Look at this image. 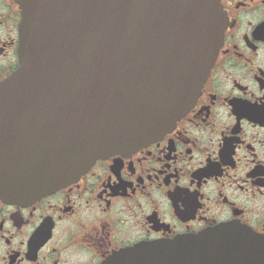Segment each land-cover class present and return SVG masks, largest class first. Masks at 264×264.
Instances as JSON below:
<instances>
[{
    "label": "water",
    "instance_id": "obj_1",
    "mask_svg": "<svg viewBox=\"0 0 264 264\" xmlns=\"http://www.w3.org/2000/svg\"><path fill=\"white\" fill-rule=\"evenodd\" d=\"M18 3L19 67L0 83V198L11 202L168 132L194 103L226 27L219 0ZM214 236L145 250L151 264H229Z\"/></svg>",
    "mask_w": 264,
    "mask_h": 264
},
{
    "label": "flooded vegetation",
    "instance_id": "obj_2",
    "mask_svg": "<svg viewBox=\"0 0 264 264\" xmlns=\"http://www.w3.org/2000/svg\"><path fill=\"white\" fill-rule=\"evenodd\" d=\"M220 5L222 44L192 107L74 183L0 198V264H144L138 246L208 231L231 250L251 234L264 258V0ZM20 21L18 0H0V82L19 66Z\"/></svg>",
    "mask_w": 264,
    "mask_h": 264
}]
</instances>
